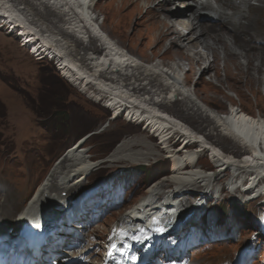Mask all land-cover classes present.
Instances as JSON below:
<instances>
[{
	"label": "bare ground",
	"instance_id": "bare-ground-1",
	"mask_svg": "<svg viewBox=\"0 0 264 264\" xmlns=\"http://www.w3.org/2000/svg\"><path fill=\"white\" fill-rule=\"evenodd\" d=\"M77 1L17 0L24 4L22 9H27V14L30 11L29 17L23 12L27 20L9 8L8 2L12 3L9 0H0V10L12 15L8 23L15 16L26 20L20 33L35 46L33 54L42 57L51 54L62 75L84 89L97 91L108 106L118 110V115L125 110L126 118L134 122L141 120L146 126L120 142L106 159L91 160L90 149L83 147L87 139L77 141L53 164L12 223L17 208L7 207L12 192L5 190L0 199L3 248L17 241L16 234L25 225L34 223L37 227L49 223L52 212L59 215L56 224L71 223L79 229L86 217L64 211L67 206L76 207L71 204L72 196L92 172L103 163L147 164L161 151L171 160L169 170L163 171L166 174L150 184L137 202L128 208L123 206L126 209L116 213L118 220L113 227L110 228L112 220L108 221L104 250L120 246L129 235L148 229L153 219L194 218L202 204L225 194L221 188L212 187L214 180L224 181L226 190L238 193L242 201H251L259 193L264 195V114L252 113L245 104L246 95L260 94L258 86L263 83L264 0H118V6L116 0H107L104 6L105 0L101 5V0ZM177 5L183 9L173 10ZM38 15L44 19L38 20ZM99 16L103 17L102 23L98 22ZM131 18L135 19L137 28L135 34L130 32L127 36L124 34ZM87 20H94L110 38V45L97 46L92 38L88 43L77 39L73 31L86 26ZM107 22L119 27L120 31L116 30L119 33L126 32L123 38L129 46L107 32ZM86 32L91 35L89 29ZM200 75H206L203 83H199ZM122 86L139 97H130L132 94L128 95ZM217 93L229 95V105ZM127 101L137 107L119 105ZM143 102L158 106L169 116L149 105L152 115L139 109ZM181 123L202 134L209 144L225 154L214 147L206 149L201 143L192 142L189 135L178 133L177 130H186ZM201 124L206 126L201 128ZM155 137L160 138V147L150 144ZM203 151L208 152L217 172L208 173L195 165V157ZM256 225L264 231V218ZM103 229L102 226L98 231L90 226L86 231L95 235ZM246 234L235 249L249 241ZM162 244L163 241L156 249ZM79 247L78 239L70 243L63 240L60 248L70 252L52 250L49 260L59 263L63 256L78 258L82 250L75 248ZM31 263L34 261L22 264Z\"/></svg>",
	"mask_w": 264,
	"mask_h": 264
},
{
	"label": "rangeland",
	"instance_id": "rangeland-1",
	"mask_svg": "<svg viewBox=\"0 0 264 264\" xmlns=\"http://www.w3.org/2000/svg\"><path fill=\"white\" fill-rule=\"evenodd\" d=\"M9 1L12 2H8L9 8L21 10L22 13L25 12V15L29 17L30 11L27 14V9L26 11L22 9L25 7L23 3L16 2L17 0ZM116 1V5H120L118 0ZM101 2L102 0L99 3L100 5L102 4ZM106 2L107 0L103 2L102 6ZM38 5L40 7V4ZM173 8V10L176 8H179V10L183 9L182 6L178 5ZM25 15L24 17L27 18ZM40 16L42 15H38V20L42 21L44 17ZM49 17L53 18V16ZM102 21L103 17L99 16L98 22L102 23ZM129 21L130 27L126 31L127 33H119V27L113 26L111 22L106 23L107 28L105 29L115 40L124 41L125 45L129 46V43L123 38V34L126 33L124 35L127 36L130 32L135 34L137 28L135 19L131 18ZM60 25L63 24L60 23ZM117 29L118 31H116ZM78 34L75 35L77 36ZM77 39L80 40L79 38ZM82 42L84 43V41ZM94 43L98 45V42ZM261 44L264 46V42H261ZM58 67V63L52 61L48 55L46 57L35 56L28 47L21 44L15 34L0 29V199L4 196L5 190H7L6 192H12L11 197L7 200V207L15 205L17 210L13 213L11 223L16 215L21 212L35 188L47 177L50 168L57 161L53 157L62 148L69 144L72 146L77 139L85 138L87 140L83 147L90 149L89 151L92 154L90 159H106L120 142L125 138L136 135L139 130L144 129L146 126V123H138L126 118L125 110L121 111V115L116 112L112 116L111 110L105 105L106 103L96 98L98 96L97 91L93 89L87 90L84 89V86L75 84L62 75ZM195 77L193 74L194 79ZM205 78L206 75H200L199 83H203ZM263 78L264 64L263 83L262 85L259 83L260 86H258L259 90H261L260 94L246 95L245 100L249 110L255 114H264ZM228 79L232 83L234 82L230 77ZM253 81L251 82L253 83ZM201 86L199 87L201 88ZM217 94L221 95L218 96L221 101L229 105V95L224 97L221 93ZM232 95L235 97L234 93ZM109 107L111 108V105ZM112 109L114 110L113 107ZM226 109L223 111H226ZM49 118L53 119L52 123L48 121ZM60 119H65L66 121L64 123L57 121ZM57 123L59 124L57 125ZM204 126L206 125L201 124V128ZM205 128L209 129L208 127ZM86 129L90 130L86 132ZM72 141H74L73 144L71 143ZM160 141V138L155 137L150 144L160 147ZM117 142L118 144L107 153L108 148H111ZM164 153L161 151L159 156L151 159L147 163L149 166L147 164L131 165L127 162L103 163L88 176L81 188L75 193L76 198L72 196L73 199L76 200L78 196L84 198L83 195L89 191L96 195L102 193L107 195L104 196L105 198H111L110 201H106V204H101L102 206L112 205V208H107V212L102 213L95 223L89 225L96 227L98 231L102 226L104 227L103 231L98 232L95 236H104L109 227L108 221L112 220L111 222H114L117 218L116 213L123 209V206L126 208L132 206L144 195L145 189L150 184L159 180L162 171L169 170L171 161L168 159L165 162L163 161L162 154ZM211 160L208 153H204L198 164L202 167L205 166L208 171H212L214 166L210 162ZM137 167H144V169ZM130 168L137 169L134 170L136 172H132L134 178H130L126 182L123 195L121 192H117L116 186H114L116 181L119 180V176L122 175L110 180L112 186H102L101 190H94L96 187L99 188L103 180L110 174ZM158 173L160 174L158 175ZM212 187L221 188L225 194L218 199H209L200 208H203L201 213L213 218H217L220 213H224L229 216L230 221L235 220L241 230L247 231L248 235L254 232L252 223L256 225V222L263 217L264 207L261 206L264 195L259 193V196H256L251 201H242L238 198V193L232 194L226 190L224 181L214 180ZM120 204H123V206L120 207ZM259 207L261 208L259 209ZM110 211L112 213L109 214ZM103 215L113 216L103 219ZM86 224L88 225L89 223ZM76 226L73 224L69 225L71 228ZM235 231L237 242L235 240L232 244L222 246L213 243L212 247L208 248H205V246L196 247L191 253H187L185 264H199V262L214 264L221 259L230 258L235 251L246 243V241L241 243L235 249L238 241H241L237 237V232L240 231L238 225ZM63 232L62 227L60 233ZM59 237L61 238L62 236L59 235ZM98 242L96 240L94 244L96 245ZM50 245L53 248L55 247L52 244ZM56 251H60V249H56ZM194 251L198 252L199 255L196 256V254L192 253ZM259 251L260 248H257L256 252L258 254H260ZM194 256L198 258L194 259Z\"/></svg>",
	"mask_w": 264,
	"mask_h": 264
},
{
	"label": "trees",
	"instance_id": "trees-1",
	"mask_svg": "<svg viewBox=\"0 0 264 264\" xmlns=\"http://www.w3.org/2000/svg\"><path fill=\"white\" fill-rule=\"evenodd\" d=\"M48 120V119H47ZM48 121H50V123H52L53 122V119H51V118H49V120ZM47 121V122H48ZM57 121H61V123H64L66 120L65 119H60V120H57ZM59 123H57V125H58ZM87 131L86 132H88L90 129H86ZM115 146V143L112 145V147L111 148H108V150L106 151L107 153L108 152H110L111 150H112V148ZM64 150V149H63ZM62 150V151H63Z\"/></svg>",
	"mask_w": 264,
	"mask_h": 264
}]
</instances>
